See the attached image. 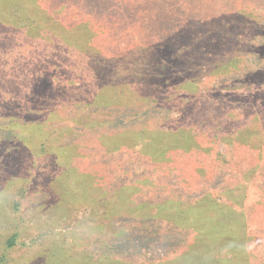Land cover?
<instances>
[{"label":"rangeland","instance_id":"obj_1","mask_svg":"<svg viewBox=\"0 0 264 264\" xmlns=\"http://www.w3.org/2000/svg\"><path fill=\"white\" fill-rule=\"evenodd\" d=\"M0 264H264V0H0Z\"/></svg>","mask_w":264,"mask_h":264},{"label":"trees","instance_id":"obj_2","mask_svg":"<svg viewBox=\"0 0 264 264\" xmlns=\"http://www.w3.org/2000/svg\"><path fill=\"white\" fill-rule=\"evenodd\" d=\"M57 67H58V66H57ZM62 69L65 70V67L62 66ZM20 109H21V107H20ZM224 125H226V120H224V124H223L222 126H224ZM193 180H194V179H193ZM146 224H148V223H146ZM151 224H154V223H151ZM154 226H155V225H154ZM150 228H151V226H150ZM152 228H153V227H152ZM155 228H157V227H155ZM120 232H121V234H123V235L125 236V238H126L127 232H125V231H120ZM147 234H148V233H144V231H142V236H143V237L147 236ZM15 237H16V235L13 236V239H14V240H15ZM114 245H115V244H109L107 248H109V247H113Z\"/></svg>","mask_w":264,"mask_h":264}]
</instances>
